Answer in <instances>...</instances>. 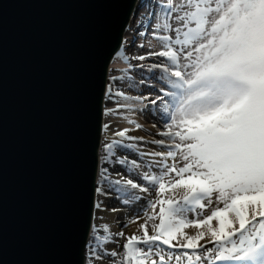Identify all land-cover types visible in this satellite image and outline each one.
<instances>
[{
	"label": "snow or ice",
	"instance_id": "1",
	"mask_svg": "<svg viewBox=\"0 0 264 264\" xmlns=\"http://www.w3.org/2000/svg\"><path fill=\"white\" fill-rule=\"evenodd\" d=\"M93 2L114 15L78 80L57 264H264V0ZM2 209L0 264H32Z\"/></svg>",
	"mask_w": 264,
	"mask_h": 264
},
{
	"label": "water",
	"instance_id": "2",
	"mask_svg": "<svg viewBox=\"0 0 264 264\" xmlns=\"http://www.w3.org/2000/svg\"><path fill=\"white\" fill-rule=\"evenodd\" d=\"M0 8V189L8 258L57 264L69 258L61 223L75 168L78 80L114 10L93 0H0Z\"/></svg>",
	"mask_w": 264,
	"mask_h": 264
},
{
	"label": "rangeland",
	"instance_id": "3",
	"mask_svg": "<svg viewBox=\"0 0 264 264\" xmlns=\"http://www.w3.org/2000/svg\"><path fill=\"white\" fill-rule=\"evenodd\" d=\"M134 22H135V20H134V18H133V23H134ZM131 40H132V38L129 40V42H131ZM127 51H128V53H130V54H138V53H137V50H135V49H133V48H131V47H130V48L128 47ZM134 62H135V61H134ZM134 62H133V63H134ZM136 78H138V76H137ZM138 79H139V78H138ZM132 94H135V93L133 92ZM143 117H147V123H145L147 126L145 125V127H147V128L149 127V130H151V123H150V122H156L155 119H154V117H153V116H152V117H149V115H147V116H142V118H143ZM145 122H146V121H145ZM115 126H116V125H114V127H115ZM120 127H121V125H120ZM116 206H117V207H120L121 205H120L119 203H117ZM116 215H119V214H116ZM105 221L111 224V226H112V230H113V231H118V230H119L118 225L115 224V223L113 222V221H114V216H113V215H106V216H105ZM98 223H100V221H98ZM135 227H136V225H132V226H130L129 228L124 229L126 235H127V234H130L131 232H133L134 229H135ZM109 247H112V246L110 245Z\"/></svg>",
	"mask_w": 264,
	"mask_h": 264
},
{
	"label": "bare ground",
	"instance_id": "4",
	"mask_svg": "<svg viewBox=\"0 0 264 264\" xmlns=\"http://www.w3.org/2000/svg\"><path fill=\"white\" fill-rule=\"evenodd\" d=\"M140 2V0H138L137 1V4ZM133 39V36H131V35H129L128 37H127V39L128 40H130V39ZM130 48V47H129ZM128 49V48H127ZM140 51H142V50H140ZM138 53V52H137ZM134 62V61H133ZM134 63H136V62H134ZM125 65L119 60V59H112V61H111V64H110V68H112V69H119V68H122V67H124ZM139 78V77H138ZM137 78V79H138ZM149 117H152V115L151 114H149ZM146 121V122H145ZM139 122L140 123H142V124H144V125H146L145 123H147V117H140L139 118ZM121 125V127H124V126H126V125H124V124H120ZM147 126V125H146ZM149 128V127H148ZM132 134H134V135H144V132H135V133H132Z\"/></svg>",
	"mask_w": 264,
	"mask_h": 264
}]
</instances>
